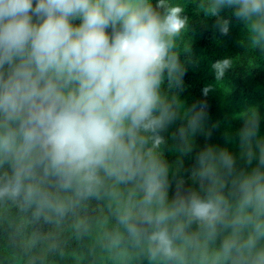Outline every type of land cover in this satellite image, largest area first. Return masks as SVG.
I'll return each mask as SVG.
<instances>
[{
    "label": "clouds",
    "instance_id": "clouds-1",
    "mask_svg": "<svg viewBox=\"0 0 264 264\" xmlns=\"http://www.w3.org/2000/svg\"><path fill=\"white\" fill-rule=\"evenodd\" d=\"M225 9L264 54V0H204L222 35ZM188 31L185 7L173 0H0V200L39 208L45 183L87 198L110 180L130 186L120 223L153 264H264L257 112L238 130L246 167L206 144L190 172L199 187L177 180L169 197L162 133L183 120L176 135L188 150L207 117L206 105L185 107L176 91ZM211 68L222 80L232 59Z\"/></svg>",
    "mask_w": 264,
    "mask_h": 264
},
{
    "label": "trees",
    "instance_id": "trees-1",
    "mask_svg": "<svg viewBox=\"0 0 264 264\" xmlns=\"http://www.w3.org/2000/svg\"><path fill=\"white\" fill-rule=\"evenodd\" d=\"M173 2L182 4L189 17V31L180 45L181 49L190 46V52L181 57L188 63L183 87L176 90L179 102L185 107L206 105L204 129L211 135L197 133L186 150L176 135L183 120L162 133L166 143L159 154L169 166L170 198L177 180L186 187H199L190 172L206 144L226 147L237 155L240 166H247L239 160L238 142L246 113H258L259 132L264 136V54L249 46L245 27L231 9L221 13L230 20L228 34L222 35L215 27L216 18L204 16V0ZM223 58L232 59V68L224 79L215 81L211 65ZM207 85L212 88L205 96L202 90ZM5 170L0 169V174ZM43 187L48 200L39 208L23 200H0V264H153L120 223L130 186L109 180L98 195L87 198L53 182ZM20 231L25 239L21 245Z\"/></svg>",
    "mask_w": 264,
    "mask_h": 264
},
{
    "label": "rangeland",
    "instance_id": "rangeland-1",
    "mask_svg": "<svg viewBox=\"0 0 264 264\" xmlns=\"http://www.w3.org/2000/svg\"><path fill=\"white\" fill-rule=\"evenodd\" d=\"M245 32H246V34H247V31H246V29H245ZM245 38H247L246 40H248V37H245ZM243 40V39H242ZM19 236V238H18V243H19V245H21L22 244V242H24V236H23V234H22V231H20V234H18Z\"/></svg>",
    "mask_w": 264,
    "mask_h": 264
}]
</instances>
